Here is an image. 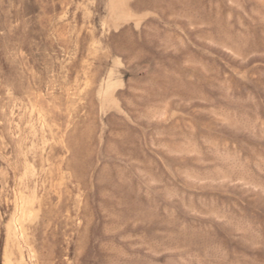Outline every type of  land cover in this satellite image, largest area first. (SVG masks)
I'll use <instances>...</instances> for the list:
<instances>
[{
  "label": "rangeland",
  "instance_id": "374dc122",
  "mask_svg": "<svg viewBox=\"0 0 264 264\" xmlns=\"http://www.w3.org/2000/svg\"><path fill=\"white\" fill-rule=\"evenodd\" d=\"M0 264H264V0H0Z\"/></svg>",
  "mask_w": 264,
  "mask_h": 264
},
{
  "label": "bare ground",
  "instance_id": "6f19581e",
  "mask_svg": "<svg viewBox=\"0 0 264 264\" xmlns=\"http://www.w3.org/2000/svg\"><path fill=\"white\" fill-rule=\"evenodd\" d=\"M28 214V213H27ZM16 236V235H15Z\"/></svg>",
  "mask_w": 264,
  "mask_h": 264
}]
</instances>
